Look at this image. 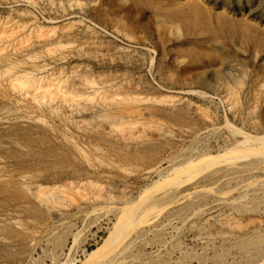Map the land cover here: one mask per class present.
I'll use <instances>...</instances> for the list:
<instances>
[{
	"label": "rangeland",
	"instance_id": "obj_1",
	"mask_svg": "<svg viewBox=\"0 0 264 264\" xmlns=\"http://www.w3.org/2000/svg\"><path fill=\"white\" fill-rule=\"evenodd\" d=\"M96 91L112 101L144 99L164 122H121L124 139L70 107ZM44 100L56 107L49 125L0 123V141L10 143L0 155L13 172L36 179L0 182V264L79 263L102 246L119 207L166 183L177 190L154 214L171 215L167 228L133 233L107 252L138 246L123 264L263 263L264 0H0V113L36 114ZM172 123L214 128L179 142L161 135ZM239 130L252 136L250 145ZM143 136L149 140L137 141ZM74 142L97 146L113 164H165L148 177L114 169L125 178L106 181ZM233 147L231 164L210 169L207 190L193 189L168 164Z\"/></svg>",
	"mask_w": 264,
	"mask_h": 264
},
{
	"label": "bare ground",
	"instance_id": "obj_2",
	"mask_svg": "<svg viewBox=\"0 0 264 264\" xmlns=\"http://www.w3.org/2000/svg\"><path fill=\"white\" fill-rule=\"evenodd\" d=\"M124 50L129 52L131 51V48L130 46H125ZM15 100L18 103H21L22 101L20 100V98H16ZM113 100L114 101L108 100V98L98 95V91H96L93 96L85 98L84 103H82L79 99H73L70 101L69 105L74 112L81 114L88 120H93L94 122L101 125L115 127L120 137L124 139L126 138L123 134L124 127L121 125V122H131L135 125L137 123V120H141L146 116H150L152 119H155L162 124L164 122L162 116H160L159 111L156 108L149 106L144 99L137 98L132 102H128L125 99L121 98H115ZM39 107L40 112L36 114H32V112L23 109H19V111L16 112H9L5 110L0 113V123L3 125H8L11 123H36L42 126L49 125L47 115L49 114L55 116L56 107L52 102H49L48 100H44ZM195 112L200 113V108L196 107ZM213 128L214 124L211 123L203 131L192 132L190 128L185 125L172 123L169 127V131L164 132L161 135L173 138L174 140H177L179 142H183L184 140H186V138L200 135L204 131L211 130ZM239 136L243 139V145H250L249 143L250 141H252V136L249 133L240 131ZM136 140L137 139L133 138L127 141L131 144H134L132 142H135ZM147 140H149V138H145V136H143L140 140L137 141L144 143ZM9 144V142L0 141V149L3 147H7ZM19 147L22 146L19 144ZM72 147L76 151L77 155L81 158L82 162L88 168L93 170V173H98V175H100L101 178L106 181L116 177V174L118 173L114 172V169L123 172V174H130V172H132L133 170L139 169L141 170L140 175L142 177H148L152 173L159 171L165 164L163 162L143 166L136 164H113L111 162H106L101 155L93 151V148L97 146H94L93 148L86 147L74 142L72 144ZM233 149L234 147L229 151L226 150V153L213 152L210 154H205L201 157H197L198 159H194L193 161H185L184 158H180L179 156L178 158L180 159H177V161L175 162L172 160V162H169L168 164L174 163L173 175L176 174V176H180V180L186 178L187 183H192L194 185L193 189L207 190L210 187L209 182L212 179L209 175L211 171L210 169H213L220 164H231L233 156L229 155L228 153H230ZM7 163L8 162L6 161L5 157L0 155L1 183L16 181L22 184H34L36 180L34 174L30 172L15 173L8 167ZM118 176L119 178H125L122 174H118ZM192 177L193 179H190ZM171 178L172 177H170V179ZM120 181L122 182V180ZM162 185L165 186L162 188L161 185L156 184V187H154L153 189H148L140 196L139 200L136 203L119 207V215L117 221L110 229L111 231L105 238L102 246L90 251L87 256L78 261L79 263H76V258H74L72 264H123L125 262H128V259L135 257L134 253L138 251V246H134L128 253L124 252V250L127 249L126 247L123 250L119 251L118 254L114 253V250H110L109 252H107L108 249L105 250L104 248H107L109 244L118 243V241L120 244L121 242H123L124 238L130 237V235L133 233L137 237L138 235L144 234L145 232H156L159 229L167 228V222L170 221L171 215L167 214L163 219H159L156 218L158 216L156 214H159V212L155 214L154 212L165 205L168 200H170V198L175 195L177 186L175 185V183L168 186L167 183ZM226 195L229 196V191L221 192L219 194V196L222 197L223 202L227 199V197L225 198ZM52 198H54V195L48 196V199ZM218 200L219 198L217 199V201ZM223 202L221 203L223 204ZM218 205H220V202H218L215 207ZM54 210L56 212V208ZM140 211H142L141 215L136 219V217L140 214ZM213 211L214 210H212L211 212ZM222 211H224V208H219V210H216L214 211V213L210 214V217L218 218L222 214ZM62 212L60 211V209L57 210L58 214H61ZM150 212L153 213L150 214ZM10 222L13 224V226L22 228V221L20 219L12 218ZM64 249L65 248H63L61 251L63 255L66 254V251ZM103 255H107L108 261L103 260ZM262 264H264V259Z\"/></svg>",
	"mask_w": 264,
	"mask_h": 264
}]
</instances>
